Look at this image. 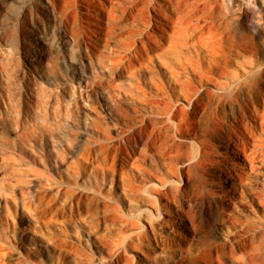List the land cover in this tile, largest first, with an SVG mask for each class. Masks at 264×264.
Wrapping results in <instances>:
<instances>
[{"label": "rangeland", "instance_id": "1", "mask_svg": "<svg viewBox=\"0 0 264 264\" xmlns=\"http://www.w3.org/2000/svg\"><path fill=\"white\" fill-rule=\"evenodd\" d=\"M228 1L0 0V264H224L226 238V264H264V93L235 199L223 154L202 147L220 140L237 58L245 72L264 48L245 23L240 55L219 58ZM180 188L195 223L183 250Z\"/></svg>", "mask_w": 264, "mask_h": 264}, {"label": "bare ground", "instance_id": "2", "mask_svg": "<svg viewBox=\"0 0 264 264\" xmlns=\"http://www.w3.org/2000/svg\"><path fill=\"white\" fill-rule=\"evenodd\" d=\"M228 2H229L228 8H229L230 13L228 14L227 22L225 24L226 27H224L225 29L223 28L224 30L221 31L220 38H219L220 48H221L219 58L223 59L224 62H227V63H229L233 59H235L233 57L235 54L240 55V53H241L240 47H241V40L242 39L240 36H243V33H244V31L241 30V26H243L245 23L250 25V27L253 29L254 33H256L260 36H264V26L259 27L258 23L255 22L258 15H260V16L262 15L264 17V0H229ZM45 9H47V11H49V13L52 14V12H54V10H55V6L53 4H52V6L47 4V6H45ZM68 40L69 39L67 38L66 34L61 33L58 36V38L56 39L55 45L61 51H65L67 48ZM216 58H218V57H216ZM70 59H72V58H70ZM35 61L41 62V60L37 59V58H35ZM72 61H74V60H72ZM215 61H216L214 63L215 69L213 68L215 70V72L218 75H221L222 73L226 72V69H225L226 67L222 66L224 64H221L220 60H215ZM250 63H252V62L250 61ZM237 64H238L237 69L235 68V69H233L232 72L230 71V73H229L233 76H236V80H237V82L235 83V86H234L235 89L231 92L230 97L232 98V103H229V107H228L229 112H228V114L226 112L227 115H225V116L223 114L222 117L221 116L219 117L216 115L218 117V118H216L214 116L216 119L214 121H217V124L221 128L220 130L222 131L220 140L219 141H217V140L216 141H214V140L213 141H207L206 139H204L206 141L203 142L204 146L202 145V147H204V150H206L212 154H216V153L218 154V152L219 153L221 152L223 154V160L226 161L227 166L226 167L223 166L224 168L220 166L223 169L221 170V172L219 174V178L217 177L218 178V184H219V186H221L226 191L231 192V194H229V196H228V198L231 197V199L232 198L235 199V196L232 193H234L238 189V187H239V186H237L238 181L242 180V178H243V175L240 172L241 170L239 168L238 160L242 159L241 155H243V156L248 155V145L244 141V136L246 135V129L251 130V128H253L252 124H251V119L253 118L252 117V111H253V109H255V107L257 105V100H258L259 96H262V94L264 93V48L261 50V57L256 62H254L253 65L251 66L252 68L250 67V69H247V71L243 72L242 70H239V69L245 67V65H247L244 60H242L238 57L237 58ZM86 67H87V64H86V61L84 60V57L80 56L78 61H77V68L81 72V74L86 73ZM215 82L217 83V81L215 79H213L212 77L208 78V81H207L208 84H207V86L205 85L206 86L205 91L202 94V97L200 96V98H204V96L210 95V94H212V92H214V89H212L211 84L212 83L214 84ZM199 101L201 102V99ZM201 104H204V103H199V102L196 103V106H194V107H196V110L201 109V108H199V107L203 106V105L200 106ZM86 122H88V121H86ZM86 122H84V124H83L85 127L88 126V123H86ZM184 127L185 128L182 130V133H184L185 137H188L189 135L195 134L194 132L191 131V129L187 128L186 126H184ZM78 139L80 140V137H78ZM180 145H181V148L183 149V153H185V151L188 149L187 141L186 140L182 141L180 143ZM202 150H203V148H202ZM219 158L222 159L221 156ZM181 159L184 163L187 158H185L182 155ZM199 159H203V158H199ZM189 161H190V159H189ZM224 161L222 163H225ZM198 162H199V160H198ZM195 163H197V162H195ZM56 164H58V161ZM197 164H195V166ZM57 166H59V165H57ZM202 178H203L204 182L208 183V180L205 178L204 175H202ZM209 184H210V182H209ZM209 184H208V186H209ZM201 185H202V183H201ZM205 186H207V185H205ZM210 188H208V189L212 190V187H210ZM180 189L182 190V188H180ZM184 191L182 190V192H180L179 194H175L176 196L179 197L178 199H181L180 200L181 203L183 202L182 205L184 204V206L186 207V210H187L184 218L182 219L183 220L182 221V229H183L184 234L181 235L179 241L177 240V242L180 243L179 245H181V250L184 249V246H185V244L187 242V238H188L185 235V233H187L192 228V225H195V223L193 222V218H192L193 215L190 214V213H192V208H191L192 204L190 202V199H188V197H187L188 194L186 195L184 193ZM214 191L216 192V190H213V192ZM217 192H218V190H217ZM253 193L257 194L259 199L262 201V203H264V198H263L264 195L262 194V192L255 190ZM216 194H218V193H216ZM220 194H222V193H220ZM216 197H217V199H220V198H218L219 196H216ZM221 197H222V200H220V201H221L223 210H224L225 215H226V214H228V211H230V210H228L229 206H230L229 205V199L227 200V197L225 195L221 196ZM253 197H254V195H253ZM185 207H183V208H185ZM228 217H229V215H228ZM228 217L226 216L225 218H228ZM194 228H195V226H194ZM188 236H190V235H188ZM228 239L229 238H226V240H223L222 242H220V244H218L220 255L222 256L224 264L229 262V257H228V253H227V248L229 245V242L227 241ZM176 264H178V263H176Z\"/></svg>", "mask_w": 264, "mask_h": 264}]
</instances>
